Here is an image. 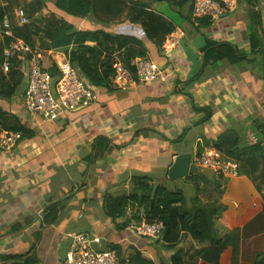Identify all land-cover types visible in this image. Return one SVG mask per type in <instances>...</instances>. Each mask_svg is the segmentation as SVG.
I'll return each mask as SVG.
<instances>
[{"label":"crops","instance_id":"obj_1","mask_svg":"<svg viewBox=\"0 0 264 264\" xmlns=\"http://www.w3.org/2000/svg\"><path fill=\"white\" fill-rule=\"evenodd\" d=\"M140 1L145 3L144 9L184 31L169 55L160 49L166 33L146 36L139 23L131 20L135 12L129 3L118 9L94 0L92 15L65 18L77 29L103 30L141 40L145 56L159 66L155 80L136 81L122 88L94 85V100L89 106H79L54 120L31 115L23 108L27 77L23 78L22 91L10 102H0V109L16 116L34 133L25 136L18 131L15 147L0 150V254L29 252L32 258L24 264H63L70 235L87 232L100 238L96 248L118 245L125 251L134 247L155 264H170L175 251L193 246L188 235L181 232L179 244L166 249L161 241L127 229L110 207L116 198L132 192L135 176L181 191L191 210L199 206L223 208L219 216L213 215L215 236L222 238L238 228L240 264H252L253 256L263 249L264 238L259 233L264 231V198L255 178L258 159L246 160L234 176L202 167L174 180L167 173L178 154L191 153L193 157L214 148L213 142L227 131L236 133L238 139L242 132L241 144H246L247 131L264 138V80L260 74L253 65H230L225 60L210 59L202 67L201 50L205 39H211L231 42L248 52L249 9L254 6L260 12L264 30V0H253L252 6L237 4L218 19L197 22L184 19L164 1ZM182 12L186 15V8ZM86 44L94 46L95 42ZM73 48L71 45L67 50ZM56 51L60 49L46 53L50 64L49 55ZM107 52L113 63L125 50H102L99 65ZM193 107H208L209 120L198 123L205 112H196ZM99 135L118 147L95 160L87 159ZM55 200L64 207L61 216L54 223H44V209ZM203 263L199 260L197 264Z\"/></svg>","mask_w":264,"mask_h":264},{"label":"trees","instance_id":"obj_2","mask_svg":"<svg viewBox=\"0 0 264 264\" xmlns=\"http://www.w3.org/2000/svg\"><path fill=\"white\" fill-rule=\"evenodd\" d=\"M17 1L0 0V19L4 14H9L12 18L11 9ZM32 1V4L26 5L24 23L13 25L14 35L19 36L29 45L37 47L42 53L43 60L50 49L64 51L72 65L77 67L81 74L95 86H109V76L112 74L113 56L110 53L107 52L108 54L106 53L102 59L103 62L98 64L102 50L124 48L125 52L120 61L126 66H129L130 59L135 56H145L143 43L137 38L130 36L120 38V35H111L103 30L77 29L65 18V15L77 18H87L92 15L94 13V0ZM161 1L166 2L171 10L176 9V12L184 19L191 18L193 0ZM102 3L104 6H116L118 9L124 4H131L129 9L135 12L131 20L138 22L149 38L159 32L166 33V36L176 29L172 22L144 9L146 5L140 0H102ZM253 3V0H237L239 5L252 6ZM253 7H249L251 11L246 29L249 42L248 52L239 49L231 42L205 39V45L201 49L204 55L202 67L210 59L214 62L225 60L230 65H253L255 71L264 80V30L261 14ZM39 8L41 12L38 11ZM185 8L186 15L182 12ZM201 19L209 20L208 18ZM0 39L1 66L6 39ZM88 41L95 42V45L86 44ZM71 45H74V48L68 51L67 47ZM26 68L25 62L14 63L5 74L1 73L0 98L10 101L18 93L17 88L22 83ZM48 70L53 75L57 72L53 63L50 64ZM193 109L196 112H205V116L198 123L209 120L211 110L208 107H193ZM0 126L19 131L25 136L34 134L31 129L23 126L18 118L16 119V116L9 115L2 109H0ZM117 147L118 145L109 138L102 135L96 136L87 159L95 160ZM213 147L225 157L236 160L239 173L242 163L244 164L246 160L258 159L260 165L255 176L256 187L264 198V138L257 137L255 144L247 145L241 144L236 137L221 134L213 142ZM133 183L134 187L130 194L120 196L111 203L112 212L115 216H120L123 214L125 206L131 204L144 209L148 220L162 221L164 230L161 238L157 241H161L166 249H173L179 244L182 238L181 232L188 235L193 246H188L185 251H175L171 255L170 264H197L199 260H202L203 264H240L239 239L241 238L238 228L233 229L222 238L215 236L213 215L217 213L219 216L223 208L212 209L199 206L191 210L186 207L185 197L179 190L172 191L163 185H153L150 179L145 176H135ZM63 208L60 200L51 201L44 209L43 222L54 223L61 216ZM261 214L264 215V203ZM259 235L264 238V231H261ZM246 240L250 241V237ZM109 248L118 252L123 264H155L148 255L134 247H128L125 251L118 245H110ZM29 255V252L17 255L0 254V264H24L31 260L32 257ZM251 261L252 264H264V246L260 252L253 256Z\"/></svg>","mask_w":264,"mask_h":264},{"label":"built area","instance_id":"obj_3","mask_svg":"<svg viewBox=\"0 0 264 264\" xmlns=\"http://www.w3.org/2000/svg\"><path fill=\"white\" fill-rule=\"evenodd\" d=\"M236 5L237 0H193L191 19L194 22L201 18L215 20L223 13L235 9ZM24 20L25 12L21 7L13 10L12 18L9 14H4L0 19V38L6 39L2 69L6 72L14 63L25 62L27 65V87L22 95V106L25 111L31 115L54 120L79 106H89L94 100L95 86L72 65L65 52L56 51L49 55L57 71L53 75L43 65L42 53L38 48L14 35L13 25H21ZM183 36L182 29L168 33L161 43V51L169 55L171 50L179 45ZM111 66L109 85L116 88L126 87L136 81L150 82L159 75V66L146 56L130 59L129 66L116 59ZM19 137L18 131L0 126V150H11L17 144ZM246 137L247 145L257 142L256 136L250 131H247ZM191 162L196 167L210 169L218 175L239 174L237 161L220 156L215 148L194 154ZM119 218L127 229L139 236L159 240L163 234V222L148 220L145 210L137 206L131 204L125 206ZM70 236L63 264H119L120 256L115 249L96 248L100 244L98 236L87 232H77Z\"/></svg>","mask_w":264,"mask_h":264},{"label":"water","instance_id":"obj_4","mask_svg":"<svg viewBox=\"0 0 264 264\" xmlns=\"http://www.w3.org/2000/svg\"><path fill=\"white\" fill-rule=\"evenodd\" d=\"M225 136L237 137V134L232 131H227L224 133ZM192 155L191 153H180L178 154L170 167L168 168V177L170 179L180 178L190 172L197 171V167L191 163Z\"/></svg>","mask_w":264,"mask_h":264},{"label":"rangeland","instance_id":"obj_5","mask_svg":"<svg viewBox=\"0 0 264 264\" xmlns=\"http://www.w3.org/2000/svg\"><path fill=\"white\" fill-rule=\"evenodd\" d=\"M33 1L32 0H18L17 3H14L15 5L13 6V8L11 9V14L13 12V9L14 8H18V7H21L24 9V12L26 11L27 7L26 5H30L32 4ZM39 12H41L40 8L38 9ZM1 40V39H0ZM2 59V58H1ZM115 61V60H114ZM43 65L48 69V67L50 66V63L49 61L46 59H44V62H43ZM26 69L24 71V74H23V78L26 77ZM2 74H5L6 72L2 69V66H0V75ZM24 85H25V82L22 80V83L21 85H19V87L17 88V91H22L23 88H24ZM4 100L2 98H0V102ZM6 102H8L7 100H5ZM10 102V101H9ZM15 103H19L17 100H15ZM250 132L254 133L253 130H251ZM255 135V134H254ZM256 136V135H255ZM257 138V137H256ZM239 140L241 141L242 140V132H239Z\"/></svg>","mask_w":264,"mask_h":264}]
</instances>
